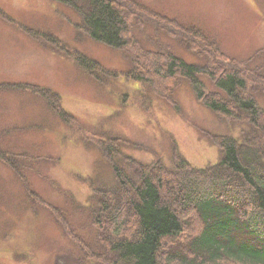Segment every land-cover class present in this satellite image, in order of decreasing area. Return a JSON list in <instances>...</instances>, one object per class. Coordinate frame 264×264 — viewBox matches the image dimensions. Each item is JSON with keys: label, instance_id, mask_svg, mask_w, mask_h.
Instances as JSON below:
<instances>
[{"label": "rangeland", "instance_id": "obj_1", "mask_svg": "<svg viewBox=\"0 0 264 264\" xmlns=\"http://www.w3.org/2000/svg\"><path fill=\"white\" fill-rule=\"evenodd\" d=\"M135 1L167 25L199 28L230 59L253 70L264 67V0ZM0 12V85L49 89L76 120L64 123L40 95L0 89V149L23 164L24 174L18 178L0 157V264H99L85 179L114 185L103 142L120 141L123 157L143 164L171 166L177 150L194 167L204 168L221 155L209 137L237 138L251 130L209 110L186 81L174 92L173 107L129 79H112L113 73L131 68V57L84 34L80 15L67 5L0 0ZM165 26L161 30L152 22L135 28L139 46L151 53L169 49L190 64L204 63L171 35L173 26ZM42 35L56 39L66 53L43 42ZM67 53L98 62L112 76L93 79ZM257 98L264 108V93ZM27 188L58 211L35 201Z\"/></svg>", "mask_w": 264, "mask_h": 264}, {"label": "trees", "instance_id": "obj_2", "mask_svg": "<svg viewBox=\"0 0 264 264\" xmlns=\"http://www.w3.org/2000/svg\"><path fill=\"white\" fill-rule=\"evenodd\" d=\"M53 1L73 8L81 17L79 28L92 40L131 57V68L112 76L98 62L67 53L93 79L124 77L173 107L174 92L186 81L197 100L213 113L251 128L237 138L208 136L221 155L216 164L204 168L194 167L177 150L171 166L143 164L124 158L120 141L103 142L101 150L112 168L114 185L97 186L93 179H85L91 189L90 219L100 248L94 253L96 262L264 264V108L257 98L264 93V67L253 70L245 62L230 59L199 28L180 27L172 21L167 25L135 0ZM152 22L161 30L173 26L171 35L204 63L190 64L169 49L143 50L133 31ZM41 37L60 50L56 39ZM5 86L40 95L64 123H76L55 92L31 84H2L0 89H9ZM9 156L0 149L2 160L23 179V164L17 165ZM27 191L35 201L58 211Z\"/></svg>", "mask_w": 264, "mask_h": 264}]
</instances>
